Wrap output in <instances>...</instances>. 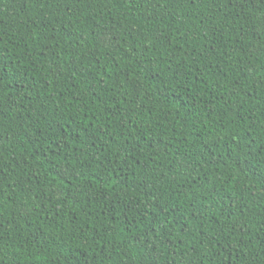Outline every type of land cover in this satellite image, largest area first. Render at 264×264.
I'll list each match as a JSON object with an SVG mask.
<instances>
[{"label":"trees","instance_id":"trees-1","mask_svg":"<svg viewBox=\"0 0 264 264\" xmlns=\"http://www.w3.org/2000/svg\"><path fill=\"white\" fill-rule=\"evenodd\" d=\"M0 264H264V0H0Z\"/></svg>","mask_w":264,"mask_h":264},{"label":"snow or ice","instance_id":"snow-or-ice-1","mask_svg":"<svg viewBox=\"0 0 264 264\" xmlns=\"http://www.w3.org/2000/svg\"><path fill=\"white\" fill-rule=\"evenodd\" d=\"M191 2L195 3V0H191Z\"/></svg>","mask_w":264,"mask_h":264}]
</instances>
